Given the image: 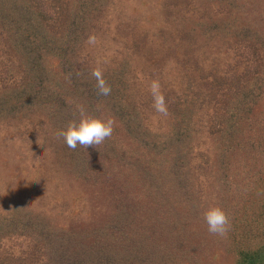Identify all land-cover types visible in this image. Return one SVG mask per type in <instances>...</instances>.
Here are the masks:
<instances>
[{
  "label": "trees",
  "instance_id": "1",
  "mask_svg": "<svg viewBox=\"0 0 264 264\" xmlns=\"http://www.w3.org/2000/svg\"><path fill=\"white\" fill-rule=\"evenodd\" d=\"M194 1L211 6L217 14L201 12L198 25L203 32L219 39L229 33L235 47H241L236 56L244 62L236 81L224 91L227 111L216 113L209 121L213 146L203 153L194 152L185 142L196 121L189 110L175 114L177 110L171 106L175 116L168 134L154 140L145 113L138 112L123 93L121 76L103 72L111 94H97V81L91 74L95 67L86 53L78 51L91 25L86 0L73 6L59 0H0V51L9 55L4 65L14 66L16 71L8 87L0 90L1 119H28L34 112H49L46 124L50 129H42V134L48 131L45 142L51 162L73 164L83 176L102 172L110 178L105 185L112 189L121 182L132 183L133 179L126 181L123 174L128 168L125 164H134L139 171L137 182L151 191L143 207L113 196L116 201L112 202L109 225L121 235L125 224L135 225L138 218L145 239L154 240L152 244L156 242L159 249L137 246L129 253H114L110 243H105L90 247L88 259L98 255L105 264H264V1ZM4 41L8 48L4 49ZM225 82L217 84L218 89ZM78 106L91 117L113 118L112 137L96 147L78 145L76 150L69 149L63 138L56 139L57 130L66 129L72 120L79 122ZM133 143L150 152L155 171L130 157ZM141 155L148 156L145 151ZM192 155L197 157L195 161L190 159ZM166 175L171 180L165 186ZM165 187L187 201L189 216H179L176 199ZM209 207H220L229 216L231 229L226 236L208 232L203 213ZM127 235L129 242L138 245ZM195 237L206 245L209 261L199 256L201 248H197ZM166 244H173V254ZM58 250L63 258L77 257L80 248L64 253L58 246Z\"/></svg>",
  "mask_w": 264,
  "mask_h": 264
},
{
  "label": "rangeland",
  "instance_id": "2",
  "mask_svg": "<svg viewBox=\"0 0 264 264\" xmlns=\"http://www.w3.org/2000/svg\"><path fill=\"white\" fill-rule=\"evenodd\" d=\"M80 1L59 0L64 5L70 2L71 6ZM86 2L90 5L91 25L78 51L86 53L102 73L122 77L123 93L138 112L145 113L144 120H148L147 126L154 133L151 138L159 140L162 135L167 136L171 117L175 116L170 107L174 106L175 114L189 110L188 114L196 120L186 136L190 148L196 153L212 148L207 130L209 121L216 113L227 111L228 96L224 91L236 81L244 65L236 56L241 47H235L229 33L219 39L208 31L203 32L204 28L198 25L201 12L217 16L213 8L194 0ZM90 35L96 36L95 45L86 43ZM4 44V49L8 48V42ZM7 56L0 51V90L8 87L10 79L16 76L14 66L4 65ZM153 79L161 84L169 111L167 117L152 107L149 85ZM222 81H226L225 85L218 89L217 84ZM263 102L264 97L262 106ZM49 119V112H34L28 119L0 117V264H105L98 255L95 260L87 258L90 247L105 243H110L114 253H129L137 246L143 250H148L150 245L159 249L156 242L152 244L154 240L145 239L138 218L136 226L124 221L121 235L109 225L112 202L116 201L113 196L120 195L126 203L143 207L145 196L151 193L137 182L139 171L135 165L125 164L128 168L123 174L126 181L133 179L132 183L121 182L112 189L108 183L105 185L110 178H105L102 172L83 176L73 164L51 162L52 154L45 142L48 131L42 134V129H50L46 124ZM144 151L148 156L141 155ZM128 153L142 167L146 165L155 171L150 152L142 146L133 143ZM190 159L195 161L197 157L192 155ZM163 164L166 167L167 161ZM164 179L163 185L170 184L169 175ZM165 188L175 197L179 216H189L191 209L187 201L176 195L175 190ZM192 197L196 199L195 195ZM191 232L196 234V230ZM127 234L138 245L129 242ZM193 240L201 248L199 256L209 261L206 245L203 247L196 237ZM58 246L64 253L71 248L80 251L77 257L63 258ZM165 247L172 249L169 254L174 253L173 244Z\"/></svg>",
  "mask_w": 264,
  "mask_h": 264
},
{
  "label": "clouds",
  "instance_id": "3",
  "mask_svg": "<svg viewBox=\"0 0 264 264\" xmlns=\"http://www.w3.org/2000/svg\"><path fill=\"white\" fill-rule=\"evenodd\" d=\"M86 43L95 45L97 43L96 36L90 35ZM91 74L97 81V94L100 96L110 95L111 86L103 78L102 70L95 68ZM149 91L153 98V109L161 116L167 117L169 115L168 106L158 79L151 81ZM77 110L80 115L79 122L72 120L68 123L66 129L57 130L54 134L56 139L63 138L69 149L76 150L78 145L85 149L93 146L96 147L101 145L106 139L112 137L115 126L113 118L102 120L91 117L86 114L83 106H78ZM203 217L208 225V232L212 235L224 237L231 229L230 218L220 207H209L203 213Z\"/></svg>",
  "mask_w": 264,
  "mask_h": 264
}]
</instances>
